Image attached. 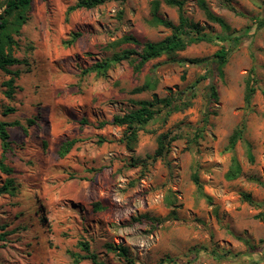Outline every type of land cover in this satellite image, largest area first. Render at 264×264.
I'll list each match as a JSON object with an SVG mask.
<instances>
[{
	"label": "rangeland",
	"instance_id": "1",
	"mask_svg": "<svg viewBox=\"0 0 264 264\" xmlns=\"http://www.w3.org/2000/svg\"><path fill=\"white\" fill-rule=\"evenodd\" d=\"M77 1L32 0L14 36L22 64L10 68L19 72L12 99L4 86L12 76L0 70V120L14 123L5 164L15 171L0 170V189L13 179L0 194V264H93L82 243L105 264H126L108 244L128 248L135 264H264V0H203L228 29L199 0H184L182 10L165 0H111L69 11ZM181 14L213 41L139 70L137 59L86 73L115 53L140 51L120 43L128 35L166 39L172 31L155 18L179 24ZM222 48L230 50L224 76L211 60L190 63ZM147 82L155 86L133 92ZM249 83L255 94L247 105ZM155 96L178 97L177 107L138 128L127 146L131 132L114 117ZM237 130L242 138L231 150ZM162 136L165 151L156 157ZM234 158L242 173L230 181Z\"/></svg>",
	"mask_w": 264,
	"mask_h": 264
},
{
	"label": "trees",
	"instance_id": "2",
	"mask_svg": "<svg viewBox=\"0 0 264 264\" xmlns=\"http://www.w3.org/2000/svg\"><path fill=\"white\" fill-rule=\"evenodd\" d=\"M111 0H78L77 3L69 9V11H77L80 9H92L97 6L103 5ZM166 3L170 6L178 7L182 10L184 6V0H165ZM32 5V0H5V4L2 12H0V70L5 71L10 74L12 77L9 81L4 83V86L7 87L6 96L9 99H12L15 94V79L19 77V72L11 71V67L15 65L22 64V61L14 56V48L17 46V42L14 39V36L19 35L22 26L28 20V13L30 12ZM200 7L205 11L207 17L213 21L219 23L221 26L228 29L227 25L224 21L216 16L210 11V9L206 6L203 0H199ZM158 8V3H155V11ZM155 22L172 31V34L166 39L160 42H146L141 43L136 37L133 35H128L124 37L120 43L133 44L136 47H141L142 49L138 51L134 48L125 49L119 53H115L112 57L105 59L104 61L98 62L91 69L87 70L88 72H97L98 74L105 73L108 71L110 67L113 65L119 64L124 61H133L140 60V65L136 66L137 70L141 69L146 63L160 58L162 56H173L177 52L184 51L190 44L198 43L201 41L211 42L213 41L212 37L203 32V30L199 27L198 24L191 23L188 18H186L183 14L180 15L179 24H174L170 21H167L163 18L156 17ZM259 27H264V20H260L258 23ZM80 37V34H73L72 43L75 42ZM217 40L225 41L226 37H217ZM238 40V39H236ZM230 56V50L226 48H222L218 50L211 59H202V60H192L190 63L193 64H202L205 62H209L211 60L212 64L216 66L218 73L221 76H224V67L228 63V59ZM206 65H209L207 63ZM252 81L255 82L254 77ZM154 83L147 82V85L135 89L133 92L140 93L145 90L154 87ZM215 96L216 92H214ZM255 94L254 86L250 85L247 89L246 95V104L250 105L252 98ZM178 97H168L164 99H158L157 96L154 97L151 101H139L135 104L139 106L138 109L132 110L129 113H126L122 116H115L113 120V124L123 127L126 126L128 130H130V135L126 137L127 146L132 147L136 144L138 139V128L144 127L149 122L155 119V117L161 113L163 110H169L170 113L172 107L176 108L177 106L174 102ZM181 100V99H179ZM180 107V105H179ZM14 109H8L5 111L4 115L13 112ZM106 123H102L101 127L105 126ZM14 127V123H9L0 120V141L2 147V157L0 158V170L5 173L7 176H12L15 171L13 168L8 167L5 164V156L13 150V143L10 139L9 129ZM24 133L27 134V129L22 128ZM164 137L162 136L159 139V149L157 150L156 157L162 156L165 151V143ZM242 138V131L237 130L230 138L229 149H234L237 142ZM77 140H67L65 141L60 149L59 155L61 157H65L76 145ZM242 173L241 166L236 158L233 159L230 170L228 171L226 178L230 181L237 179ZM194 180L199 187H201L199 183V179L197 176H194ZM13 183V179L9 177L6 181V185L3 189H0V194L2 191L11 190V185ZM243 198L245 201L254 204L253 199L250 194H243ZM95 208L101 209L99 205H95ZM1 240H3V236H0ZM83 250L86 252V256L84 259H89L93 264H105L100 261L98 255L93 253L90 249L88 243L81 244ZM107 249L116 254L117 256L123 258L126 261V264H135L130 257L129 250L123 245H113L108 244Z\"/></svg>",
	"mask_w": 264,
	"mask_h": 264
}]
</instances>
